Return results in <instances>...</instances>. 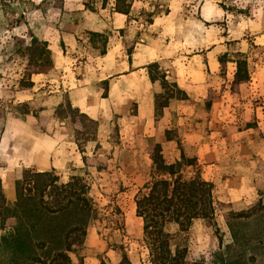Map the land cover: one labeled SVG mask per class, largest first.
<instances>
[{
    "label": "rangeland",
    "instance_id": "obj_1",
    "mask_svg": "<svg viewBox=\"0 0 264 264\" xmlns=\"http://www.w3.org/2000/svg\"><path fill=\"white\" fill-rule=\"evenodd\" d=\"M102 2H105L102 12L111 20L114 0H0V132L6 114L23 115L16 110L15 104L26 100L20 93L23 90H19V80L28 60L26 46L30 35L48 41L53 67L62 59L63 32L74 33L77 40L73 49H68L64 40L63 52L76 64L88 60L91 55L98 54V49L89 42L87 32L77 27L81 18L79 8L96 12ZM128 2L132 6L130 18L138 23L144 24L153 17L171 12L167 17L168 34L183 40V45L173 43L172 51L183 61L193 65L201 61L204 67L206 49H212L216 57L226 53L229 59L219 65L209 81L212 85L204 92V96H211L210 107H206V96L193 103L192 100L184 101L181 103L185 108L183 118H177L171 126L188 156L198 159L200 145L197 142L202 141L203 135L216 142L214 166L202 169L198 159L202 176L218 181L213 194L215 225L196 219L185 232H179L175 224L167 227L175 234L176 244L186 245L188 258L209 262L211 253L217 249L218 236L224 243L231 241L226 223L229 211L245 209L259 199L264 203V0ZM129 49L131 44L127 42L125 50ZM237 51L245 56L250 77L232 90L230 83L235 66L231 60ZM43 79L39 93L30 99L31 109L42 106L55 89L53 75ZM191 111V117L184 120V115ZM135 112L136 105L128 102L109 118L98 120L96 140L85 146L90 156L88 166H84L72 142V131L56 135L57 139L62 138L60 169H56L59 180L65 182L72 174L83 176L93 206L83 245L71 254L74 262L81 257L82 264H100V261L117 264L120 253L116 249L122 246L132 264H149L142 241V222L135 215L134 196L151 179L152 164L147 147L160 140L162 134L154 129L133 128L131 115ZM123 114L125 119H122ZM41 116L37 118L40 128L52 136L58 120L54 114ZM164 143L162 140L165 160L179 159L177 140ZM200 152L202 158H209L205 150ZM184 173L191 175L193 171L187 167ZM229 197L234 201H227ZM261 224L264 225V218L250 220L248 227L260 228ZM246 264H264V245L255 251V259Z\"/></svg>",
    "mask_w": 264,
    "mask_h": 264
},
{
    "label": "trees",
    "instance_id": "obj_2",
    "mask_svg": "<svg viewBox=\"0 0 264 264\" xmlns=\"http://www.w3.org/2000/svg\"><path fill=\"white\" fill-rule=\"evenodd\" d=\"M104 4L102 2V7ZM130 7L128 0H114L113 9L116 12L128 15ZM86 32L89 42L98 49V54H105L108 34ZM60 46L63 50L62 40ZM26 50L28 60L19 80V90L33 87V73H45L53 67L47 40L31 34ZM127 53H130V49ZM228 60L226 53L218 56L220 64ZM231 61L235 64L230 83L233 90L248 81L250 74L242 52L237 51ZM146 70L149 79L158 81L161 87V91L154 94L155 120L171 99L190 100L176 81L167 78L157 61L146 64ZM101 83L104 84L105 95L107 80ZM204 100L209 108L211 96H206ZM30 103V100L17 102L15 108L21 114H32L40 119L39 111L43 106L31 109ZM54 116L72 127L73 140L82 163L88 166L90 156L86 154L85 146L89 141L96 140L98 119L73 105L67 94L54 107ZM172 139L177 140L180 155L179 159L167 162L162 154L161 141ZM147 152L152 164V176L135 194L134 204L135 215L142 222V241L147 249L149 264H246L253 261L255 251L264 245V225L250 229L248 224L250 220L264 218V203L259 199L245 209L229 211L226 223L231 241L224 243L218 236L217 249L211 253L209 262L191 260L187 256L186 245L176 244L175 234L167 227L175 224L179 232H185L196 219L215 225L213 183L202 176L197 157L185 154L174 129H165L160 140L148 145ZM187 167L192 169L191 175L184 173ZM88 189L81 175L72 174L62 182L54 167L44 171L25 167L14 180L15 199L8 203L0 178V228L8 229L0 237V264H82L81 257L74 262L71 254L83 245L92 219L93 206ZM116 250L120 253L117 264H132L122 246ZM100 264L104 262L100 261Z\"/></svg>",
    "mask_w": 264,
    "mask_h": 264
},
{
    "label": "crops",
    "instance_id": "obj_3",
    "mask_svg": "<svg viewBox=\"0 0 264 264\" xmlns=\"http://www.w3.org/2000/svg\"><path fill=\"white\" fill-rule=\"evenodd\" d=\"M111 5V20L102 12L105 10L104 6L96 12L79 8L81 18L77 27L80 31L90 30L108 34L105 54L91 55L90 59L76 64L72 57L61 50V61L47 73L32 74L33 87L20 93L25 95L26 100L34 99L43 85V78L53 75L54 79L51 81L55 89L41 104L43 109L39 111L40 115L52 116L54 107L62 101L65 94L73 105L98 120L109 118L120 109V106L132 102L136 105V112L131 115V120L134 121L132 127H140L139 129L143 131L154 129L158 130L159 134H163L165 129L173 126L177 118H183L185 108L181 103H185V100L171 99L163 108L160 117L155 120L154 94L160 92L161 87L158 81L152 82L149 79L146 64L157 61L166 72L167 78L176 81L193 103L204 99L203 97L206 96L204 92L209 85H212L209 81L214 78L220 65L218 57L212 49H206L204 54L206 63L203 67L201 61L193 65L190 61H183L180 55H176L177 53L172 51V44L183 45V40L171 38L168 34L167 17L171 12L162 17H153L151 22L143 24L130 18L131 11L126 15L114 11V2ZM62 39L66 41L68 49H73L77 44L74 33L63 32ZM127 42L131 44L129 54L125 50ZM104 80H107L105 95L104 84L101 83ZM192 113L193 111L184 115V120L190 118ZM125 118L123 114L122 119ZM57 120L58 127L55 128L54 134L49 136L40 128L38 119L34 115L6 114L0 132V178L8 203H12L15 199L14 180L20 176L23 168L31 167L39 171L49 170L51 167H54L55 171L60 169L58 163L62 138L57 139L56 135L70 134L72 127L65 120ZM202 138L201 142H197L200 147L196 155L202 169H205V166H214L217 152L215 141L208 140L206 135ZM164 141L171 143L172 140ZM72 142L76 146L74 140ZM201 150L206 151L205 155L209 157L208 159L202 158ZM205 179L212 181L214 194L217 179L214 177ZM227 201H234V198L229 197ZM7 230L0 228V237Z\"/></svg>",
    "mask_w": 264,
    "mask_h": 264
}]
</instances>
